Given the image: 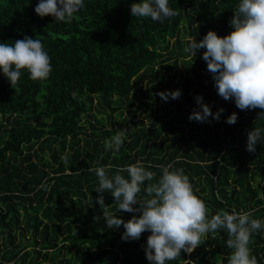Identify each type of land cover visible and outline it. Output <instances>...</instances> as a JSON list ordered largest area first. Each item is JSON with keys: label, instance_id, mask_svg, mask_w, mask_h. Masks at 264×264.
Listing matches in <instances>:
<instances>
[{"label": "trees", "instance_id": "obj_1", "mask_svg": "<svg viewBox=\"0 0 264 264\" xmlns=\"http://www.w3.org/2000/svg\"><path fill=\"white\" fill-rule=\"evenodd\" d=\"M38 2L0 0V42L41 40L53 69L46 80L23 71L13 86L0 71V264H150L149 231L125 241L123 225L106 227L90 168L104 167L112 177L141 162L155 175L140 198L171 164L189 177L210 217L234 209L264 219V141L255 153L246 150L248 132L264 128L257 120L262 110L242 111L234 98L218 95L202 58L206 49L195 57L184 52L191 38L199 42L209 30L228 35L240 0H169L178 14L162 23L131 16V4L140 0H84L71 23L38 16ZM175 90L178 99L158 95ZM197 96L211 100L213 116L224 109L219 121L189 120L201 111ZM232 113L238 118L230 125ZM124 129L114 155L105 140ZM102 195L107 210L125 222L140 215L118 212L111 193ZM227 238L223 229L209 233L191 254L182 250L167 264H227ZM249 248L264 264V229Z\"/></svg>", "mask_w": 264, "mask_h": 264}, {"label": "clouds", "instance_id": "obj_2", "mask_svg": "<svg viewBox=\"0 0 264 264\" xmlns=\"http://www.w3.org/2000/svg\"><path fill=\"white\" fill-rule=\"evenodd\" d=\"M85 7L84 0H39L35 13L40 17L52 16L55 21L71 23L76 14ZM132 17L151 18L163 22L178 13L169 7V0H140L130 6ZM232 31L226 36H218L213 30L199 42L193 37L184 52L196 56L199 49L207 70L213 76L218 95L224 100L234 98L240 110L261 109L257 120H264V0H240L229 21ZM51 58L44 49L41 40L25 36L13 44L0 42V71L13 86L20 80L23 71L29 73L32 80H46L52 72ZM161 99H178L180 90L160 92ZM76 94L73 93V98ZM196 103L201 111L194 110L189 120L207 121L213 116L210 107L203 103V97L197 96ZM220 109L213 118L220 119ZM237 114L227 118L228 124H235ZM126 129L118 130L105 140V148L113 154L119 153L126 135ZM264 128H255L247 134L246 150L256 152V146L264 141ZM95 171L100 193L96 202L103 211V219L108 229L125 231L122 240H138L142 233L149 231L145 255L150 264H167L180 257L181 251L191 254L206 242L209 233L226 231V247L231 249L227 264H258L257 258L249 248L252 235L264 229V219L254 218L252 212H232L219 210L209 216L206 203L193 189L189 177L183 169H174L171 164L162 168V175L156 183H149L143 189L144 196L139 197L145 181H152L154 173L147 171L141 162L118 169L109 177L104 167L88 169ZM127 172L128 178L121 175ZM104 192H110L117 205L118 212L140 213L125 222L107 210ZM139 205V207H134ZM101 217H94L99 221ZM186 264H187V260Z\"/></svg>", "mask_w": 264, "mask_h": 264}, {"label": "rangeland", "instance_id": "obj_3", "mask_svg": "<svg viewBox=\"0 0 264 264\" xmlns=\"http://www.w3.org/2000/svg\"><path fill=\"white\" fill-rule=\"evenodd\" d=\"M173 61H169L167 64H169L170 66L173 64L172 63ZM170 74H171V72H170ZM168 81V80H167ZM208 82H210V81H208ZM206 87L207 88H209V86L208 85H206ZM94 114L97 116V118L98 119H104V124H105V127L104 128H106V129H108V130H111V128H110V126L108 125V122H107V120H106V116L105 115H99V114H97V112L95 111L94 112ZM118 114V112H115V113H113V118L115 117V115H117ZM93 122V121H92ZM112 124H113V126H116V124H117V119L115 118V119H112ZM93 126L95 127V128H100V125H98V124H96V123H93ZM98 138V137H97ZM99 139V138H98Z\"/></svg>", "mask_w": 264, "mask_h": 264}, {"label": "water", "instance_id": "obj_4", "mask_svg": "<svg viewBox=\"0 0 264 264\" xmlns=\"http://www.w3.org/2000/svg\"><path fill=\"white\" fill-rule=\"evenodd\" d=\"M256 181L258 182V183H260L261 182V179L259 178V177H257L256 178ZM188 254V253H187Z\"/></svg>", "mask_w": 264, "mask_h": 264}, {"label": "flooded vegetation", "instance_id": "obj_5", "mask_svg": "<svg viewBox=\"0 0 264 264\" xmlns=\"http://www.w3.org/2000/svg\"><path fill=\"white\" fill-rule=\"evenodd\" d=\"M209 88H210V87H209ZM190 93H191V92H190ZM210 101H211V100H209V101H205V102H203V103H205V104H206L207 102H210ZM201 124H202V122H201Z\"/></svg>", "mask_w": 264, "mask_h": 264}]
</instances>
